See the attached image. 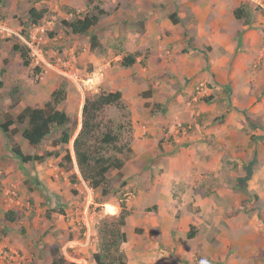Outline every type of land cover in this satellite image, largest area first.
I'll return each instance as SVG.
<instances>
[{
	"label": "crops",
	"instance_id": "0c3cea01",
	"mask_svg": "<svg viewBox=\"0 0 264 264\" xmlns=\"http://www.w3.org/2000/svg\"><path fill=\"white\" fill-rule=\"evenodd\" d=\"M30 1L0 0V13L9 17ZM101 1L104 13L86 34L71 32L72 40L65 42L63 37L57 43L72 42L67 52L72 53L74 65L78 61L92 67L91 82L95 74L106 83L114 76L112 84H117L120 99L131 110L130 148L135 153L139 145L140 150L135 159L140 163L152 156L157 162L149 168L136 164L123 176L136 187L130 198H124L126 191L122 193L129 211L122 227L125 240L120 244L125 264H197L196 252L209 255L211 264L230 263L225 260L230 231L227 224H221L225 215L219 212L226 209L227 195L234 196V192L214 189L215 185L208 188L204 182L226 167L227 151L242 158L238 148L244 150L254 134V146L264 154V14L252 0ZM87 3L38 0L31 7L46 10L42 19L48 18L45 21L51 29L57 16L67 20L69 13H80ZM57 38L59 33L48 40ZM88 39L98 51L90 50ZM130 53L135 55L134 63L122 66V57ZM20 64L19 53L0 41L3 121L5 114L14 118L26 106L42 107L53 90L48 79L31 81L19 75L24 67ZM12 82H24L26 88L20 85L16 93L3 94ZM201 82L207 85L206 94L194 99V89ZM148 90V96L142 97ZM144 103H149L143 107L148 114L143 119L146 123L140 124L137 107ZM154 103L160 106L158 110ZM21 124L10 137L0 130V181L17 188L11 199L6 193L10 189H0V246L17 251L22 264H53L52 250L60 245L57 251L66 260L63 264H96L92 254L97 242L88 221L92 214L88 216L85 209L84 189L75 193L58 189L57 180H66V172L57 165L62 154L39 162H23L13 154V143L25 154H36L22 148L28 143L21 136L26 120ZM178 125L189 128L183 133ZM146 133L153 136L156 146L161 141L164 153H148L147 139L141 140ZM28 178L34 184L26 183ZM38 178L46 189H40ZM110 205L105 203V210ZM7 211L14 213L12 221L5 217ZM81 223L87 225L82 235L76 226ZM221 225L223 229L215 228ZM231 229L236 237L239 230ZM242 237L231 242H240ZM211 241L214 250L204 244ZM247 258L242 256L240 263Z\"/></svg>",
	"mask_w": 264,
	"mask_h": 264
},
{
	"label": "rangeland",
	"instance_id": "374dc122",
	"mask_svg": "<svg viewBox=\"0 0 264 264\" xmlns=\"http://www.w3.org/2000/svg\"><path fill=\"white\" fill-rule=\"evenodd\" d=\"M38 0H31L29 4H26L25 6L18 8L14 11V14H10L9 17H6L5 14L0 13V18L8 20V24L12 27L22 29H27L31 25L30 21L31 19L28 17V10L31 8V5L36 3ZM87 7L81 11L78 14H74L72 16H69L67 21H70L74 19L75 17H78L80 15H92L97 13V9L100 8V4L102 3L101 0L98 1H92L87 0ZM264 2V0H262ZM6 4V2H5ZM8 6L10 4L8 3ZM259 7L258 5H256ZM9 9V8H8ZM42 9V8H38ZM260 9V7L258 8ZM63 12L66 11V9H62ZM13 17H12V16ZM9 18V19H6ZM48 18H45L47 20ZM65 19L61 16H57V18L54 20L56 25L52 27L51 29H46L45 37L47 40L45 43H42L43 49L46 51L45 58L50 63L51 66H43L41 68L33 66L31 63L28 67H22L20 71H18V74L22 77H28L31 79V81H43L47 80L48 84L50 85L51 89H54L59 84L63 85L65 89V98L62 100L56 107L58 109H61L65 111L69 117L66 130L71 132V138L69 143L62 144L58 142V136L60 135L62 128H56L52 127L50 134L46 135L44 139L36 146L31 145L29 143H26L22 145V148L27 153H38V154H44L46 152L51 153H57L58 155L64 154L66 151H68L71 155V163L64 162V167L61 168L66 172V180L63 178L58 179V189H85L84 183L87 184L89 187L93 189L92 191V204L88 205L87 209V215H91V220H88L91 224V230H94V237H95V224L97 221V218L106 213L104 209L105 203H112L113 205L109 206L111 207H117L120 206V204L125 203L123 200L122 193L125 192L127 189H136L135 185L128 181V179L124 178V173H129L130 169L133 167H136L138 164L142 166H145L147 168L150 167L151 164H156V161H152L153 159L150 156V159L147 161H143L138 163L135 159L136 154L139 153V145L136 146V152L134 153L133 150H128L129 147H131L132 142V126H131V110L128 107V104L124 100H120L118 104H112L107 105L102 108V112L100 116L98 117V123H99V130L95 132V137L100 138L105 132H110L111 134L116 135L117 140L114 143V145L110 144H102V153L104 156H107L110 159L117 158L120 159L123 162V166L118 170L115 168H110L106 172L107 177V183H108V193L102 194L100 188H93L90 186L87 180H84L78 170V167L76 165L73 149H72V142L75 136L77 135V132L80 129L81 125V109L82 105L84 103V99L86 97H94L96 94L100 93L101 91H115L119 88L117 84H112V82H115L114 76L111 77V79L106 83V81L103 79L102 75L95 74V77L93 78V81H89L93 84V87L90 88L87 84V81H84L88 79L89 76H92V67L88 64L85 65V63L80 64L77 60V62L74 65V60L72 59V53H68L69 48L72 45V42L69 44H58L57 42L60 40H63L62 38L65 37V42L72 40L71 31L68 26L64 25L63 21ZM43 22V19H39L37 23ZM56 27L59 31L56 30ZM59 33L60 38L57 40H51L48 38H52L53 35H57ZM69 37V38H67ZM0 41L5 43L6 45H12V44H18L21 45L18 41V39L14 35L6 36V37H0ZM90 42L91 40L88 39ZM95 44L90 42L88 44V47L93 52L98 51L99 49L95 48ZM82 47L80 46L79 49ZM73 54L74 56H78V52L76 51V48H73ZM57 58H61L63 60H71L72 63L69 65V67L60 66V62L56 61ZM73 64V65H72ZM22 66V64H20ZM85 65V66H84ZM61 67V70L63 69V72L69 73V72H75L78 75V78L76 81L70 80L66 75L60 73V71L57 69ZM56 69V71H55ZM51 74V75H50ZM118 79V77H117ZM111 83V84H110ZM15 85V87H14ZM23 86V89L26 88V86L23 83H7L5 88L2 90V93H10V92H17L16 87L17 86ZM1 87V86H0ZM195 90V89H194ZM149 94L148 91L142 92V97H147ZM138 102V101H137ZM139 103V102H138ZM141 107H137V116L138 121L140 124L146 123L143 119L145 116H147V108L149 103L139 104ZM136 108V105L133 106ZM156 106H153L155 108ZM160 106H157V110ZM6 118V117H5ZM3 122V119H0V123ZM186 126V125H185ZM22 127L21 123L17 122L15 131H19V129ZM1 130V128H0ZM257 137V135H253L250 137L251 141L249 145L242 150L241 148H238V156L242 155V158H235L233 154L229 153L228 158L226 159V167L224 169L220 170L218 175L212 176L210 182H204L206 184V187L210 188L211 186H214V189H231L234 193V196L227 195L226 201V209L223 211L221 210L219 212L220 214L224 213V217L221 216L220 221L221 224H227L226 228L230 231V234H228V241L226 243L227 248V254L225 255V260L228 258L230 260V263L227 264H264V154L260 152L256 146H254V140ZM147 139L146 142V149H148V153L151 155L154 153V151L160 152V154L164 153L163 147L156 146L155 140L152 135L144 134L141 135V140ZM27 142V141H26ZM95 143L100 144L98 140H95ZM183 144V143H182ZM121 148V150H117V148ZM143 148V147H142ZM141 148V149H142ZM249 149V151H248ZM138 150V151H137ZM243 152V153H242ZM231 156V157H230ZM46 158H53L54 156H48ZM246 166H249L251 168V175L249 180H239L245 175ZM53 178V177H52ZM39 185H41L40 189H44L45 182L38 178ZM84 181V183H82ZM253 181V182H252ZM32 183L34 184L33 179H27L26 183ZM0 189H17L14 186L10 185H3L0 181ZM46 189V187H45ZM85 192V191H84ZM86 194V192L84 193ZM239 194V196H238ZM243 196L238 200V203L236 202L237 199ZM77 201L80 202V200L77 198ZM104 202L103 204H98ZM96 204V205H95ZM117 213V212H116ZM115 214V213H114ZM118 214V213H117ZM79 216V214H78ZM79 229V233L82 235L84 231L87 230V225L85 223L77 224L76 225ZM221 225L220 227L216 226L215 228L223 229ZM232 227H235L239 230L237 233V238L239 239L242 235V239H240V242H231V240H235L236 237L232 234ZM79 234V235H80ZM242 234V235H241ZM80 235V236H81ZM203 236V235H202ZM231 238V239H230ZM96 239V237H95ZM230 239V240H229ZM214 240V239H213ZM208 247H210V250H214V241L204 243ZM224 244L223 241H221V246ZM61 246V245H60ZM60 246L57 247L60 249ZM55 247L54 249L57 250ZM61 251V249H60ZM219 251V250H217ZM222 251H224L222 249ZM248 255L247 261H243L240 263V259L242 256ZM58 256H61L60 253L53 255L54 260L57 259ZM196 258L197 260H204L205 264H211L213 259H209V255H199V253L196 252ZM234 256L232 259L231 257ZM195 258V262L197 261ZM240 260V261H239ZM82 263L81 261H79ZM225 262V261H224ZM83 264V263H82Z\"/></svg>",
	"mask_w": 264,
	"mask_h": 264
},
{
	"label": "trees",
	"instance_id": "16d2710c",
	"mask_svg": "<svg viewBox=\"0 0 264 264\" xmlns=\"http://www.w3.org/2000/svg\"><path fill=\"white\" fill-rule=\"evenodd\" d=\"M45 9L29 8L28 17L31 19L30 23L35 24L45 13ZM104 11L97 9L96 14H84L81 17L67 21L64 20V25L68 26L70 31L74 34H86L88 29L94 25L98 20V15L103 14ZM238 17V14L235 13ZM170 19L176 22L174 15H170ZM12 50L19 53L22 65L25 67L30 64V57L28 49L23 45L12 44ZM135 61L134 54H126L122 57L120 64L124 67L130 66ZM65 89L63 85L59 84L50 93L49 100L42 107L26 106L14 118L5 114V121L0 123L2 132L8 136L15 132V128L9 129V126L15 122L23 123L26 120V126L21 131V136L25 138L29 144L38 145L46 135L50 134L52 127L62 128L58 136V142L67 144L71 138V132L66 130L69 120L67 113L56 106L65 98ZM121 98V91H101L94 97H86L81 109V127L77 135L73 139L72 149L74 159L78 170L84 180H87L93 188H100L102 194L108 193V183L106 172L112 167L120 169L123 162L120 159H110L102 153V144L114 145L117 140L116 135L110 132H105L99 139L95 137V132L99 130L98 117L102 112V108L107 105L118 104ZM208 101V98L205 99ZM157 106L156 103L153 104ZM98 140L100 144L95 143ZM159 141V146H161ZM121 150V148H117ZM130 151L131 148L129 147ZM11 151L21 161H43L48 156H58L57 153L46 152L44 154H25L20 150L17 144L11 145ZM64 162L71 163V155L66 151L57 165L60 168L64 167ZM245 175L239 180H247L251 174V168L246 166ZM75 193V189H71ZM117 207L109 208L106 213L97 218L95 224V237L97 242V250L92 254L96 264H125L124 255L120 250V244L125 240V234L122 227L125 223L126 216L129 214L124 203L120 204V211L118 214ZM5 217L12 221L14 213L7 211ZM53 254H58L56 249H53ZM66 260L63 256H58L53 264H63Z\"/></svg>",
	"mask_w": 264,
	"mask_h": 264
},
{
	"label": "built area",
	"instance_id": "2783aa9c",
	"mask_svg": "<svg viewBox=\"0 0 264 264\" xmlns=\"http://www.w3.org/2000/svg\"><path fill=\"white\" fill-rule=\"evenodd\" d=\"M256 5H258L261 9V11L264 14V2L262 0H252ZM47 21L43 19V22H39L36 24H32L27 29H18L13 28L10 26L6 20L0 19V37H6L10 35H14L19 43L23 46H25L28 49V54L30 57V63L35 67H43V66H51L50 63L46 60L45 54L46 51L42 47V43H45L47 38L44 36L46 29H48ZM56 61L60 62V66L69 67L71 65L69 60H63L61 58H57ZM57 68L60 73L63 72V69L61 70V67ZM56 70V69H55ZM64 75H66L70 80L76 81L78 78L77 73L75 72H63ZM84 81H87L90 88H92V83H90L89 79H86ZM207 91V85L203 82L199 83L195 87V95L194 99H197L198 96H203L206 94ZM189 127L188 126H182L178 125V131H181L185 133ZM84 183V181H82ZM84 191L86 192L84 199H85V209L87 211L88 205L92 204V191L93 189L89 187L87 184L84 183ZM84 192V193H85ZM10 199L15 195V191L13 189L7 190L6 192ZM133 196V192L131 190H126V193L124 195V198H130ZM10 201V200H9ZM71 217H69L70 219ZM197 260V258H196ZM23 259L20 256V254L12 250L10 248H6L4 246H0V264H22ZM197 264H205V261L198 259L196 261Z\"/></svg>",
	"mask_w": 264,
	"mask_h": 264
},
{
	"label": "clouds",
	"instance_id": "9594fccd",
	"mask_svg": "<svg viewBox=\"0 0 264 264\" xmlns=\"http://www.w3.org/2000/svg\"><path fill=\"white\" fill-rule=\"evenodd\" d=\"M69 14H71L70 16H72L73 15V12H71V13H69ZM76 14H78V13H76ZM44 15V14H43ZM83 16V15H82ZM78 17H81V16H78ZM42 18H43V16H42ZM1 19V18H0ZM41 19V18H40ZM5 20V19H4ZM44 20H45V18H44ZM7 21V20H6ZM7 23H8V21H7ZM37 23V22H36ZM35 23V24H36ZM32 25V24H31ZM13 28H15V27H13ZM80 127H81V125H80Z\"/></svg>",
	"mask_w": 264,
	"mask_h": 264
},
{
	"label": "bare ground",
	"instance_id": "6f19581e",
	"mask_svg": "<svg viewBox=\"0 0 264 264\" xmlns=\"http://www.w3.org/2000/svg\"><path fill=\"white\" fill-rule=\"evenodd\" d=\"M104 209H105V207H104ZM108 209H109V208H108ZM108 209H107V210H108ZM107 210H105V211H107Z\"/></svg>",
	"mask_w": 264,
	"mask_h": 264
}]
</instances>
